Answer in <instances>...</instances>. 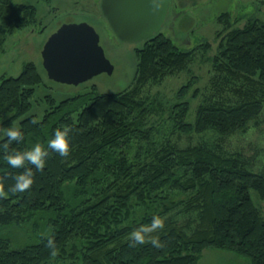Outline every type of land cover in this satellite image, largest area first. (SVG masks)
I'll list each match as a JSON object with an SVG mask.
<instances>
[{"label": "trees", "instance_id": "trees-1", "mask_svg": "<svg viewBox=\"0 0 264 264\" xmlns=\"http://www.w3.org/2000/svg\"><path fill=\"white\" fill-rule=\"evenodd\" d=\"M34 16V6L0 0L4 34ZM218 20L226 21L227 31L212 58V86L224 96L200 106L193 123L185 120L188 102L167 109V120L184 134H218L220 141L211 147L159 141L163 125L139 90L182 71L193 55L161 32L137 51L133 89L60 102L46 96L50 107L42 119L30 115L19 121V141L9 142L4 133L31 110L43 76L29 63L17 77L3 79L0 184L6 194L0 195V264H199L208 249L264 264V208L258 204L264 202V170L253 171L248 157L225 153L221 145L264 112V23L251 18L243 28H233L230 14ZM57 127L70 129L69 154L49 149L43 170L26 162L34 173L32 185L9 191L23 168L9 166L5 153L36 142L46 147ZM154 214L165 220L151 234H158L163 246H130L132 229L148 224ZM49 236L54 252L46 246Z\"/></svg>", "mask_w": 264, "mask_h": 264}, {"label": "rangeland", "instance_id": "rangeland-1", "mask_svg": "<svg viewBox=\"0 0 264 264\" xmlns=\"http://www.w3.org/2000/svg\"><path fill=\"white\" fill-rule=\"evenodd\" d=\"M14 5L34 6L33 22L21 28H12V32L3 33L5 23L0 20V84L3 79L17 77L24 65H37L44 84L40 85L31 100V110L15 121L12 127H19V121L35 115L42 119L48 111L46 96H52L56 102L90 92L117 94L129 91L136 86L138 60L136 50L140 43L122 42L113 34L101 12V0H10ZM231 15L233 28H243L249 19H258L264 23V0H172L167 22L161 33L172 39L182 50L193 53L188 65L179 72L150 81L140 91V97L147 104L155 105L154 119L162 124L159 141H168L182 146L206 144L214 146L220 137L207 131L201 134H184L174 129L167 120V109L181 102L189 103L186 121L193 123L197 109L213 103L217 97L224 96L221 90L212 86L215 73L212 58L218 51L221 39L225 36V22L221 16ZM87 22L100 36V44L106 57L114 66L111 75L106 73L94 77L79 86H67L54 83L47 78L42 66L41 52L47 39L65 23ZM16 26V25H15ZM187 91H182L183 88ZM219 94V95H218ZM227 96V94H226ZM165 110L164 112H162ZM5 135V133H4ZM225 153H238L251 160V169L264 170V112L257 123H251L248 129L236 134L226 142L222 141ZM261 209L264 202H258ZM199 264H250L244 257L228 250L208 249L203 252Z\"/></svg>", "mask_w": 264, "mask_h": 264}, {"label": "water", "instance_id": "water-1", "mask_svg": "<svg viewBox=\"0 0 264 264\" xmlns=\"http://www.w3.org/2000/svg\"><path fill=\"white\" fill-rule=\"evenodd\" d=\"M172 0H101V12L116 38L140 43L159 34L167 22ZM42 66L58 84L79 86L100 74L111 75L100 36L87 22L62 24L45 42Z\"/></svg>", "mask_w": 264, "mask_h": 264}, {"label": "clouds", "instance_id": "clouds-1", "mask_svg": "<svg viewBox=\"0 0 264 264\" xmlns=\"http://www.w3.org/2000/svg\"><path fill=\"white\" fill-rule=\"evenodd\" d=\"M5 135L8 137V141H19L23 133L18 127L7 128ZM5 148L8 147L6 142ZM71 137L70 129L67 127H57L47 141V146H43L40 142H36L30 148L23 149H11L7 151L3 159L12 168H23V171L14 176V183L9 185L8 190L12 193L24 192L29 189L33 183L34 173L32 168L26 167V162L34 165L35 169L43 170L46 164V157L49 155V149L58 153L60 156H67L70 152ZM6 194L3 189V184H0V195ZM165 220L160 214H154L148 224H141L134 227L130 233V246H136L150 242L154 247H162L163 242L159 239V235H151L158 229L164 227ZM47 247L55 250V240L52 236L47 239Z\"/></svg>", "mask_w": 264, "mask_h": 264}, {"label": "bare ground", "instance_id": "bare-ground-1", "mask_svg": "<svg viewBox=\"0 0 264 264\" xmlns=\"http://www.w3.org/2000/svg\"><path fill=\"white\" fill-rule=\"evenodd\" d=\"M109 26H110V25H109ZM110 28H111V27H110ZM111 30H112V29H111ZM112 32H113V31H112ZM113 34H114V33H113ZM114 35H115V34H114ZM152 38H153V37H152ZM146 43H147V40L141 42L142 46H141V48H139V49L136 50V55H137V51L143 49V47L146 45ZM62 85H66V84H62ZM67 86H72V87H74L73 85H67ZM199 262H200V261H199Z\"/></svg>", "mask_w": 264, "mask_h": 264}, {"label": "flooded vegetation", "instance_id": "flooded-vegetation-1", "mask_svg": "<svg viewBox=\"0 0 264 264\" xmlns=\"http://www.w3.org/2000/svg\"><path fill=\"white\" fill-rule=\"evenodd\" d=\"M171 4H172V3H171ZM170 10H171V8H170ZM169 13H170V12H169ZM169 16H170V15H169ZM169 16H168V17H169Z\"/></svg>", "mask_w": 264, "mask_h": 264}]
</instances>
